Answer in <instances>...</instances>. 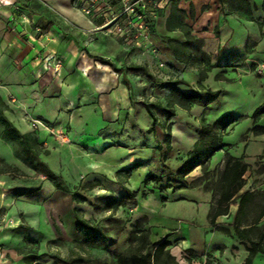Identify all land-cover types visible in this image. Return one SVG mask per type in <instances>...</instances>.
Wrapping results in <instances>:
<instances>
[{
  "label": "crops",
  "instance_id": "obj_1",
  "mask_svg": "<svg viewBox=\"0 0 264 264\" xmlns=\"http://www.w3.org/2000/svg\"><path fill=\"white\" fill-rule=\"evenodd\" d=\"M161 2L164 7L156 10L152 34L159 49L158 58L152 52L124 44L104 27L103 18L85 14L72 0H0L2 143L10 147L13 143L19 144L25 162L29 163V170H23L0 151V264H42V253L47 251L49 240L53 248L57 234L48 217L52 219L56 196L45 194V189L53 183L28 178L36 168L46 176L48 172L55 175L66 169L69 176L75 146L66 141L84 139L89 143L88 138H96L94 145L105 146L119 140L115 128L104 122L118 119L125 108H129L126 111H130L131 116L133 103L142 101L135 95L138 75L131 73L134 80L123 70L127 65L130 69L140 67L133 62L146 58L153 76L159 80L181 79L184 85L193 81L199 83L200 89L220 90V96L229 87L242 104H246V95L248 100L256 97L260 102L263 100L259 105L264 103V68L261 66L264 64V0ZM209 39L216 41L212 58L202 47V42ZM158 41L168 50L169 64L163 59ZM49 53L62 57L61 72L43 63ZM191 56L195 57L192 61ZM160 59L166 63L164 71L168 78L155 74ZM174 65L181 66L182 74ZM176 72L180 77L173 75ZM204 75L206 78L202 79ZM250 81L263 91L254 95L250 85H246ZM220 96L208 107L217 103ZM259 105L254 106L250 114L228 112L251 117ZM33 119L41 120L44 125L34 128ZM258 124L264 126V116ZM238 126L236 124L235 129ZM102 129L107 131L102 132ZM152 134L155 136L157 132ZM252 134V139H257L264 150V134ZM134 137L138 138V131ZM130 143L132 147V138ZM224 143L227 146L219 152L220 159L229 152L238 158L243 156L248 164L253 154L246 152V142L241 153L233 152L229 142ZM114 150L112 147L107 151ZM214 157L211 163L215 162ZM12 168L23 177L14 178ZM197 168L192 173H198ZM198 177L190 180L186 177L187 183ZM94 180L91 178L89 182ZM180 189L185 192L173 200L191 209L185 214V222L165 215L167 203H161V213L151 223L153 232L168 237L170 247L177 243L183 246L180 249L187 264H244L248 255L246 241L235 234L234 221L246 185L234 196L228 212L219 215L214 224L209 218L214 204L212 191L187 186ZM162 196L169 198L167 194ZM155 197L160 198L157 193ZM200 212L201 221L197 219ZM243 212L246 215V205ZM241 227L246 228V223ZM221 229H228L230 233ZM234 246L237 249L233 253Z\"/></svg>",
  "mask_w": 264,
  "mask_h": 264
},
{
  "label": "rangeland",
  "instance_id": "obj_2",
  "mask_svg": "<svg viewBox=\"0 0 264 264\" xmlns=\"http://www.w3.org/2000/svg\"><path fill=\"white\" fill-rule=\"evenodd\" d=\"M112 35L117 37L114 34ZM157 45L161 50L163 59L169 64L167 48L162 45L161 41H158ZM202 47L210 53L212 58L216 50V41L214 39L205 40L202 42ZM194 58V56H191L190 61ZM133 63L139 65L141 69L133 70L127 65L123 70L126 69L131 77V73L138 75L137 82L139 84L135 89L136 99L161 102L163 106H167L166 98L171 91V86L168 85L169 82L159 80L153 76L152 68L146 58H139L137 62ZM261 66L264 68V64H261ZM173 67L182 74L183 69L181 66L174 65ZM132 78L135 80L134 77ZM198 84L192 81L191 84H181L179 86L185 91L201 90ZM246 85H250V90L254 95L263 91L258 86L254 87L252 81L249 84L246 83ZM233 90L229 87L226 88V92L220 96L218 102L213 104L212 107H196L193 105V109L185 110L179 106H174L175 115L173 116H167L163 111L157 110L161 126L157 128L155 136L148 131L152 126V117L142 103H136L135 101L132 105L131 116L130 111L128 113L126 111L129 108H125L118 119L104 122L105 125L108 124L107 126L115 128V134L119 140L105 146L104 144L94 145L96 138H88L89 143H86L84 139L66 141L75 146L69 176L66 175L68 173L66 169L56 173L55 175L60 177L55 178L44 175L37 168L36 170L33 169L28 179H37L39 182L51 180L53 185L45 189V194L56 196L53 200L52 219L48 217V220L50 224L55 226L53 230L55 229L57 239H53L52 249L51 242L48 241L47 251L43 250L42 253V264H70L68 262L75 258H81L83 260L80 262L81 264H105L106 261L115 259V256L130 251L146 252L149 249L155 252L154 243L164 237L153 232L151 223L154 217L161 213V203L163 202L160 198L162 194H167L169 197L165 201L167 203L165 215L168 217L185 222V214L191 212V209L181 205L180 201L173 200L174 197L185 191L180 188H173L175 181L169 170L175 172L186 159L188 151L198 135L202 119L205 117L208 122L213 123L231 110L250 114L254 106L263 101L260 102L257 97L248 100L249 96L246 95V104H242L232 95L234 94ZM252 121V117H247L238 124L237 129H235L236 125H232L229 128L230 134L224 137V142L230 143L233 152L241 153L246 142L248 146L246 152L253 154L248 160L249 169L245 179L246 191L253 193L252 198L246 205V223L253 222L264 205V150L261 149L263 145L261 143L260 145L257 139L255 141L252 139L253 134L250 131L253 126ZM166 124H170L172 129V149L169 151L168 157L162 161L161 151L157 148V143H164ZM106 131L102 129V132ZM136 131H138L137 139L134 137ZM131 133L133 137L130 136ZM131 138L133 140L132 147ZM3 139L0 131V151L11 158L13 165L18 166L19 164L23 170H29V163L25 162L26 159L23 157L19 144L13 143L10 147L2 143ZM112 147H115L114 151H107ZM219 152L215 154L214 163L210 162L205 169L199 166L197 168L198 173L191 172L187 176L190 180L191 177L199 175L187 187L191 189L200 188L206 192L212 191L213 202L214 198L218 197V179L225 160V155L220 159ZM47 155V158H49L50 154ZM137 162H142L143 165L132 170L127 183V186L132 190L139 191L137 204L111 212L108 208L107 199H103L102 196L120 197L123 189L118 183L116 173L130 168ZM96 164L99 166L96 167ZM164 165H167L169 170L164 169ZM92 166L95 169H91ZM62 171L65 172L64 175ZM150 173L163 175V181L159 185L149 183L145 186L143 183L144 177ZM11 174L14 178L23 177L14 168H12ZM121 174L125 175L126 173L122 171ZM91 178L100 179V183L94 189H87L85 186ZM61 187H67L72 192L77 188L86 200L74 204L72 193L62 190ZM160 187L162 188L161 191ZM156 193L159 194L160 198L155 197ZM49 201L47 199L48 206H50ZM74 206L78 208L85 219L94 225H99L107 239L103 240L102 237L94 235L93 232L78 231L74 220ZM197 219L199 221L203 220L202 212L198 214ZM258 226L260 229L254 233V238H257L258 233L264 229V217L260 220ZM180 247L183 248L178 243L170 247L168 251L161 254L162 260H168L167 256L170 254L175 258L176 264H187L186 257ZM254 262V264H264V255L258 254Z\"/></svg>",
  "mask_w": 264,
  "mask_h": 264
},
{
  "label": "trees",
  "instance_id": "obj_3",
  "mask_svg": "<svg viewBox=\"0 0 264 264\" xmlns=\"http://www.w3.org/2000/svg\"><path fill=\"white\" fill-rule=\"evenodd\" d=\"M100 60L106 64H112L109 60L100 58ZM133 70H140L141 68L136 66L132 67ZM206 76H202L205 79ZM183 80L176 79L175 81H170L168 85L171 86V91L167 96V106H163L161 102H150L147 100H142L140 103L146 108L150 116L152 117V126L148 129L150 133L156 134L157 128L161 126V122L157 116V110L163 111L167 116L175 115L173 109L174 106H179L185 110H190L193 105H200L203 107H208L211 103L216 101L221 94L220 90H212L211 88L202 87L201 90H190L185 91L179 87L183 84ZM264 116V103L259 105L251 117L253 119L254 125L251 128V132L255 135L264 134V126L258 124L261 117ZM247 115H239L228 112L222 117L218 118L215 122L210 123L204 117L201 121L200 128L198 130V140L195 142L193 148L188 152V155L184 162L177 168L175 172L168 169L167 165H164V169H168L169 173L172 174V178L175 181L174 189L182 188L187 186L186 177L195 170L198 166L202 168H207L208 164L211 162L214 155L227 146L224 143L223 138L230 133L229 128L232 125L239 124ZM165 138L164 143L158 142L157 148L161 151V160L164 161L168 157L169 151L172 149V129L170 124L165 126ZM142 162H137L130 168L118 171V183L122 186L123 193L120 197L102 196L103 199H107L108 208L111 212H116L122 207H127L130 205H136L138 202V190H132L127 186L129 176L134 168L142 166ZM249 169V165L244 161V157H235L229 152L225 153L224 167L221 175L218 179V197L214 198V204L209 214L210 222L215 223V219L221 215L226 214L229 210V205L236 194L245 185V174ZM125 171V175L121 174ZM47 176L51 178L60 177L54 174L47 173ZM163 175L150 173L144 177L143 183L147 186L149 183L154 185H159L163 181ZM99 180H94L86 184L87 189H94L99 185ZM60 188V187H59ZM62 190L72 193V200L75 203L83 202L86 200L82 196L77 188L72 192L67 187H61ZM162 188L160 187V191ZM253 193L251 191H246L242 194L239 202V211L234 221L235 234L242 241H246V248L248 255L245 259L244 264H253L255 257L258 253H264V229L259 232L257 238L253 235L257 232L260 227L258 223L264 217V205L259 212L257 218L250 223H246V216L243 212L245 205L252 198ZM109 199V200H108ZM161 200L163 203L167 201L166 196H162ZM75 226L78 231L84 230L85 232H93L94 235L102 237L103 240L107 239L103 230L99 225L92 224L89 220L85 219L76 206L73 207ZM243 223H246V228H242ZM223 232L230 233L228 229H221ZM155 252L152 250H147L146 252H132L121 254L115 256V259L106 261L105 264H176L175 258L168 254V260H162L161 254L171 246V242L168 237L160 239L158 242L154 243ZM237 247H233L236 250ZM83 260L81 258H75L70 260L68 263L75 264L80 263ZM171 261V263H170ZM81 264V263H80Z\"/></svg>",
  "mask_w": 264,
  "mask_h": 264
},
{
  "label": "built area",
  "instance_id": "obj_4",
  "mask_svg": "<svg viewBox=\"0 0 264 264\" xmlns=\"http://www.w3.org/2000/svg\"><path fill=\"white\" fill-rule=\"evenodd\" d=\"M162 0H72L76 8L85 14H97L104 19V27L116 35L124 44L145 52H152L159 58V49L153 41L154 18L157 9L164 7ZM153 7V9H152ZM47 67L61 72L62 57L49 53L43 59ZM166 63L158 60L155 74L168 78L165 70ZM180 77L178 72L173 74ZM44 123L39 119L32 120V126L38 128Z\"/></svg>",
  "mask_w": 264,
  "mask_h": 264
}]
</instances>
